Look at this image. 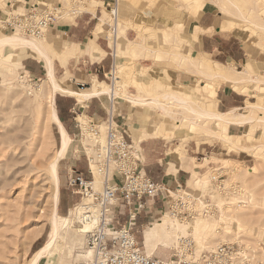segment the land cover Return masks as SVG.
I'll return each instance as SVG.
<instances>
[{
  "label": "rangeland",
  "instance_id": "1",
  "mask_svg": "<svg viewBox=\"0 0 264 264\" xmlns=\"http://www.w3.org/2000/svg\"><path fill=\"white\" fill-rule=\"evenodd\" d=\"M24 1L3 0L0 14L1 9L8 11L4 16L0 15V19L4 21L10 17L11 12L24 11L29 5L22 4ZM41 1L44 2L30 0V3H39L41 9L60 6L57 23L66 22L67 18L63 19L62 14L66 16L72 9L83 10L80 15L90 16V13L84 12V8L94 4L93 0ZM207 3H212L206 9L217 13L220 29L230 31L242 39L254 66V70L250 68L252 78L240 84V87H246L247 105L236 111L254 116L251 134L245 137V143L249 145L246 149L232 145L222 128L211 120L207 122L208 119H196V114L183 106L166 104L170 113L165 114L156 103L129 106L124 96H157L163 99L161 96L167 90H178L189 98L191 104H201L214 111V100L208 96L206 87L208 84L217 86L224 78L215 79L205 75L204 66L217 68L216 62L209 55H203L209 59L198 58L201 55L193 52L190 45L198 32L194 24L198 16L195 15ZM101 5L98 25L102 19L103 22L98 40L109 52L105 58V68L101 71L90 68L89 61H92L83 55L79 58L81 71L73 70L70 65L71 77L64 80L67 78L65 76L59 80H64V85L77 90L89 89L88 78L94 76L103 83L118 86L120 93L114 95L116 99L112 102L114 111L122 108L123 112H130V121L136 125L138 136L148 137L145 131L150 125L155 127L159 124L163 129L177 131V134H165L169 141L168 147L163 149L166 150V156H179L174 150L180 144L185 149L184 155L186 161L190 162L191 170L199 162L200 172L207 171L202 176H196L189 184L186 180L182 185L185 191L170 189L168 192L171 198L177 197L179 193L186 195L189 216L178 217L169 208H164L154 212V216L145 225L138 226L137 235L144 244L143 229L156 222L160 214H167L162 220L169 233H166L165 244L158 243L154 253L149 254L152 263L158 260L161 263L179 264L178 259L172 256L179 234L192 236L197 255L220 243L231 242L256 259L264 261V78L254 75L264 76L262 68L254 61L256 53L264 52V0H115L111 7ZM113 6L118 8L114 7L112 11L110 8ZM104 7L109 11L107 15L104 14ZM3 21L0 22V36L12 34L13 30L3 28ZM185 21H190L187 27L181 23ZM52 26L42 36L34 37L51 54L53 52L48 48L49 40L56 45L67 43L52 36ZM109 42L111 46H108ZM28 52L29 49L18 46H0V264H28L35 251L46 241L50 230L49 213L54 186L46 166L57 149L60 136L52 120L45 122L47 95L41 87L46 80L45 68L35 74L39 77L35 79L30 78L29 74L25 76L22 64L20 68L18 66L20 57ZM116 53L120 56L118 63ZM51 56L54 57L53 54ZM71 60L73 64L75 59ZM83 60L87 61L86 66ZM93 63L95 65L97 62ZM233 66L243 69L246 65ZM55 68L57 77H60L64 68L58 60L55 61ZM175 70L197 73L200 81L182 85L174 79ZM56 97L61 96L57 93ZM65 98L76 101L73 96L66 95ZM251 104L256 106L254 110ZM82 116L85 119L84 130L88 132L89 118L84 113ZM194 119L198 126L190 124ZM98 128L101 130L98 141L103 142L107 125L102 123ZM247 128L248 124L239 134H243ZM254 129L255 137L252 135ZM89 137L92 141L91 135ZM134 140L138 145L136 137ZM221 141L234 150L228 151ZM238 149L242 150L236 151ZM214 156L238 162L223 160L218 161L219 164L214 161L205 163L206 158ZM80 161L84 162V158H73L70 151L66 158L57 163L60 175L57 212L63 218L62 234L66 236L61 237L58 247L52 250L48 258L50 264H79L88 259L79 254L87 245L85 232L83 235L79 231L78 228L82 226L75 221L73 212L80 197L67 185V174ZM249 167L254 169L253 173L247 170ZM96 175L94 184L101 190L104 175ZM173 224L178 227L175 228ZM38 228H41V232L34 239L27 240L28 235Z\"/></svg>",
  "mask_w": 264,
  "mask_h": 264
},
{
  "label": "crops",
  "instance_id": "2",
  "mask_svg": "<svg viewBox=\"0 0 264 264\" xmlns=\"http://www.w3.org/2000/svg\"><path fill=\"white\" fill-rule=\"evenodd\" d=\"M38 2H44L38 0ZM29 4L30 0H25L22 4ZM90 6L84 8V12L90 13V16L85 14L80 15L83 10L78 11L77 9L70 10L68 15L62 14L63 19L67 18L66 22L55 23L52 26L51 34L55 39H60L62 43L67 42L65 45H56L51 40H49L48 48L53 52V74L56 75V68H55V61L58 60L61 67L64 68V73L57 77L63 78L67 77L64 80H67L71 77V69L70 65H72L73 70L81 71V60L79 59L83 55H87L89 59V64L91 65L90 68H94L96 71H101V69L105 68V58L109 53L106 51L101 43L98 40V36L102 29V22L98 25V18L100 13L102 12V5L110 6L115 4V0H93ZM3 0H0V6H2ZM212 4V3H210ZM207 3L203 9H199L197 12V17L195 26L198 29V32L195 37L192 39V51L201 57L198 58H208L203 55L211 56L214 62H218L223 64L224 66L232 65V66H225L227 69L231 71H235V78H226L220 80L216 87V92L213 97L214 100V110L220 113H231L229 118H232L228 121L226 132L224 135L228 136L231 140V144L236 146H243L242 149L248 148V143H245V137L248 134H251V126L253 124L252 118H247V112L244 114L243 112H236L239 109L244 108L247 105L248 95L245 93L246 87H240V84L248 79H242L240 72L245 70L247 65L250 66L252 70H254L253 64L250 62V53L246 50L242 39L236 36L230 31H223L220 29L221 25H219L218 15L214 10L206 9L209 5ZM7 9H1V17L6 14ZM104 14L107 15V11L105 7L103 8ZM109 12V11H108ZM3 19H0V22ZM194 20V19H193ZM192 20V21H193ZM190 21L181 22L183 26L187 27V23ZM98 26V28H97ZM4 29L7 27L3 26ZM97 31L94 36V31ZM69 42V43H68ZM110 45V42L108 46ZM111 46V45H110ZM30 51V50H29ZM49 53V51H48ZM54 53L58 54L55 55ZM52 55L51 53H49ZM254 61L262 68L264 72V52H259L255 54ZM36 58V59H34ZM72 58H74V62L72 64ZM209 59V58H208ZM71 60V61H70ZM76 60H79L78 62ZM115 61V57H114ZM41 62V64L39 63ZM84 65H87V61H82ZM93 62H97L95 65ZM22 64L24 68V72H26L25 76H30V78L39 79L38 76L35 74L38 71H41V68H45L43 59L36 55V53L30 51L27 54L20 57L19 60V68ZM39 64L41 66H39ZM236 64H243V69H236L233 65ZM114 66V62H113ZM233 68V69H232ZM114 70V69H113ZM241 70V71H240ZM251 70V71H252ZM112 72V70H111ZM110 72V73H111ZM239 73V74H238ZM253 73V71H252ZM97 75V74H96ZM170 75V72H169ZM238 75V76H237ZM258 78H264L262 75H256ZM45 76H46V68H45ZM75 76V73H74ZM174 79L176 82L185 85L189 83H194L195 81H200V77L197 73L194 72H186V70H175L174 71ZM241 76V77H240ZM46 78V77H45ZM76 78V77H75ZM208 79V77H206ZM239 78L241 80H239ZM235 79V80H234ZM64 80H61L64 82ZM98 79L96 76L93 78H88L90 83L89 88L92 86L93 82ZM211 81V79H209ZM105 81V80H104ZM224 81V82H223ZM223 82V83H221ZM229 82V83H226ZM221 83V84H220ZM220 84V86H219ZM235 84H237L235 87ZM155 86V85H154ZM157 86V85H156ZM160 86V85H159ZM218 90V91H217ZM164 92V91H163ZM61 97H56L57 93L55 94L54 98V105L56 107L57 115L59 120L62 122V125L66 129L67 133L70 136V145L64 155L63 158H66L69 152L73 153V158H84V162L80 161L74 167H71L70 171L75 168L76 170L80 171L86 178H90L91 174L88 172V163L85 155L84 149V133L81 119L78 117L81 113H84L90 121H100L106 119L107 117H113V119L126 131V137L128 139H132L135 144L136 141L134 138H137L138 147L141 150L142 158L145 163L147 173L157 182L163 184L164 186L170 189H177L179 185H183L186 180L188 184L191 181L195 180L196 176L204 175L206 172L201 173L199 170V162L194 164L193 169L191 170L190 162L186 161V157L184 155V150L180 144L174 150L178 153L179 156H166V150L164 151V147H168V142L166 139V135L169 134H177L175 130H168L159 127L156 125L152 127L151 125L148 127L147 131H145V135L148 137H140L138 136V131L136 130V125L132 123L130 112H123V109L120 108L118 111H114V107L112 103L116 97H110V95H104V97L100 96H93L90 99L86 100L85 102H80L78 98L74 95L60 93ZM73 96L76 98V101L73 99H64V96ZM216 95H217V108H216ZM109 96V97H108ZM95 98H99L98 100H94ZM127 101V99H126ZM129 106L136 105L135 103H131L127 101ZM112 105V106H111ZM105 106V107H104ZM108 108V109H106ZM218 109V110H217ZM243 118H247L246 120ZM52 123L57 127V132L59 133L58 125L52 121ZM248 124L247 130L243 134H239L242 131V128ZM155 131H153V130ZM152 130V131H150ZM253 131L252 135L255 137ZM160 131V132H159ZM150 132V133H148ZM134 136H133V134ZM152 133V134H151ZM166 134V135H165ZM238 134V135H237ZM60 136V133H59ZM220 140V139H219ZM223 143V141H221ZM60 145V141L58 146ZM224 145V143H223ZM57 146V148H58ZM225 146V145H224ZM228 151L234 150L233 148H228L225 146ZM238 149L236 151L242 150ZM207 161L205 163H209L211 161L218 162L223 160L235 161L229 158H206ZM220 159V160H219ZM220 162H218L219 164ZM240 163V162H239ZM193 172V173H192ZM200 173V174H199ZM188 179V176H191ZM200 176V177H201ZM60 177V175H59ZM67 182H68V174H67ZM189 186V185H188ZM175 187V188H174ZM173 199L167 196V200L162 198H157L155 203L149 207L148 209L142 211L137 215L136 218V226L134 227L135 235L138 238V226L145 225L146 221L154 216V212H158L161 209L169 208L170 211V204H172ZM158 209L155 211V209ZM167 214L162 213L158 220L150 225H148L145 229H143V238H144V247L149 254H153L158 243H164V240L167 239L166 233H169V230L166 229L165 221L162 220L164 216ZM127 217H122L126 219ZM175 228L178 226L173 224ZM166 229V232H165ZM170 238V237H168ZM140 241V240H139ZM141 242V241H140ZM153 264H171V263H161V262H154ZM179 264H186V263H179Z\"/></svg>",
  "mask_w": 264,
  "mask_h": 264
},
{
  "label": "built area",
  "instance_id": "3",
  "mask_svg": "<svg viewBox=\"0 0 264 264\" xmlns=\"http://www.w3.org/2000/svg\"><path fill=\"white\" fill-rule=\"evenodd\" d=\"M39 7V3H29L24 11L11 12L3 26L24 35L42 36L55 24L60 6ZM114 7L118 8L113 6L110 10L113 11ZM102 121L107 125L105 140L97 141L91 151L84 144L91 177L86 178L75 168L68 173V188L80 197L74 205L75 221L86 227V245L93 251V256L80 264H152V257L135 235L136 218L157 198L167 200L171 190L147 173L140 148L126 137V131L113 117ZM90 123L92 133L98 138L100 124ZM96 173L104 175L101 190L94 184ZM177 190L185 191L183 188ZM172 199V214L178 217L190 215L184 193ZM122 217L127 218L122 221ZM172 256L178 259V263L186 264H264L231 242L220 243L197 255L195 240L190 234L178 235Z\"/></svg>",
  "mask_w": 264,
  "mask_h": 264
},
{
  "label": "bare ground",
  "instance_id": "4",
  "mask_svg": "<svg viewBox=\"0 0 264 264\" xmlns=\"http://www.w3.org/2000/svg\"><path fill=\"white\" fill-rule=\"evenodd\" d=\"M3 21V20H2ZM179 25V23H177ZM173 31V30H172ZM28 35H24L20 33L18 30L14 31L12 34H5L0 36V46L7 47V46H18L20 48H26L30 51L36 53L39 55L43 61H44V67L46 68V80L42 84V89H44L45 94L47 95L46 105H45V122L47 121H54L58 125L59 133H60V145L55 150L53 156L49 159L48 164L46 166V172L49 176V178L52 181V184L54 186L51 194V210L49 213V220H50V230L48 231V237L46 241L43 243V245L38 248L33 256L31 257V260L28 264H50L48 261L50 255L52 254V250H55L58 247V244L60 243V238H64L66 234H62V223L61 220L63 219L59 213L57 212V204H58V198H59V184H60V177L59 172L57 168L58 161L64 157L69 145H70V136L67 133L66 129L62 125V122L59 120L56 107L54 105V98L55 94L60 92L64 94L74 95L78 98L80 102H85L86 100L90 99L93 96H104V95H110V97H113L116 94H119V87L116 85H109L106 83H103L101 81L95 80L92 84V86L87 90H81V89H73L72 87H67L64 85L63 81H60L54 74H53V57L48 53L46 50L45 45L39 41L38 39L34 37H40V36H31L27 37ZM115 46L117 47V43L115 40ZM118 50V48H117ZM119 53V52H118ZM118 53H116V63L120 60V56H118ZM217 68H209L207 66H204L203 70L205 71V75L211 77V78H235V71H231L227 69L223 64L216 62ZM249 65L245 68L243 72H240L242 79H250L251 72ZM233 69V68H232ZM241 71V70H240ZM239 74V73H238ZM238 76V75H237ZM237 79V78H235ZM234 79V80H235ZM239 80H241L239 78ZM206 92L209 97H213L216 92V87L213 84H208L206 87ZM178 90H167L163 93L161 96L163 99L157 98V96H151V97H144V96H133L130 94H125V99L131 103L135 104H148V103H156L159 105L165 114L170 113V109H168V106L166 104H177L178 106H183L184 108H187L194 112L196 114V119H205L210 122H214L218 127L222 128L224 132H226L227 123L232 118L230 117L231 113H220L217 111H211L208 110L203 105L199 104L193 105L190 103L189 98L182 95ZM195 102V101H194ZM253 109H255V105L251 104ZM251 110V113L253 114ZM256 111V110H255ZM232 115V114H231ZM81 119L83 132H84V144L88 148L89 151L94 149V146L96 142L99 140V138H96L92 136L91 133V124L89 123L88 126V132L84 130L85 125V119L82 116V113L78 116ZM170 117V116H169ZM254 118V116L250 115L247 116V118ZM190 118V117H189ZM246 118V119H247ZM248 118V119H249ZM191 119H193L191 117ZM245 119V118H243ZM245 119V120H246ZM90 121V120H89ZM199 121V120H198ZM104 123L101 121L100 124ZM190 124H194L195 126H198V122L194 119L190 122ZM159 125V124H158ZM153 130V129H152ZM150 130V131H152ZM221 130V131H223ZM155 131V130H153ZM160 132V131H159ZM150 133V132H148ZM152 134V133H151ZM92 137V141H90V137ZM43 142V141H42ZM247 170L250 173L254 172V169L249 167ZM97 175H95V181H96ZM179 189H182V187H177ZM184 189V188H183ZM74 212V208H73ZM69 224V223H68ZM69 227V225H68ZM72 227V226H71ZM79 231H81L84 235V231L86 229L83 227L78 228ZM77 229V230H78ZM41 232V228L33 230L27 237V240L34 239L39 233ZM146 249V248H145ZM148 253V252H147ZM82 257L91 258L93 256L92 248L87 247L84 251L79 252ZM149 254V253H148ZM57 261V260H56ZM154 262H160V261H154ZM153 262V263H154ZM152 263V264H153ZM80 264V263H79Z\"/></svg>",
  "mask_w": 264,
  "mask_h": 264
}]
</instances>
